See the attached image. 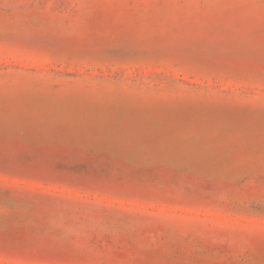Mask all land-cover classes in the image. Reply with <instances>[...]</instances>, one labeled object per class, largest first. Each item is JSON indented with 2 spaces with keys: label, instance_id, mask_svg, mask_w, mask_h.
Returning a JSON list of instances; mask_svg holds the SVG:
<instances>
[{
  "label": "rangeland",
  "instance_id": "obj_1",
  "mask_svg": "<svg viewBox=\"0 0 264 264\" xmlns=\"http://www.w3.org/2000/svg\"><path fill=\"white\" fill-rule=\"evenodd\" d=\"M0 264H264V0H0Z\"/></svg>",
  "mask_w": 264,
  "mask_h": 264
}]
</instances>
